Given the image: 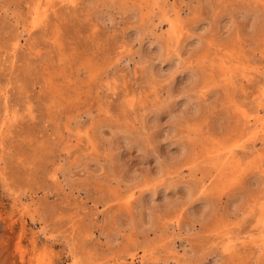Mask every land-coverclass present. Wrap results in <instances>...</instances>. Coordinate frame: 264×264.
<instances>
[{
	"label": "rangeland",
	"instance_id": "obj_1",
	"mask_svg": "<svg viewBox=\"0 0 264 264\" xmlns=\"http://www.w3.org/2000/svg\"><path fill=\"white\" fill-rule=\"evenodd\" d=\"M0 264H264V0H0Z\"/></svg>",
	"mask_w": 264,
	"mask_h": 264
},
{
	"label": "bare ground",
	"instance_id": "obj_2",
	"mask_svg": "<svg viewBox=\"0 0 264 264\" xmlns=\"http://www.w3.org/2000/svg\"><path fill=\"white\" fill-rule=\"evenodd\" d=\"M70 1H72V0H70ZM40 18H41V13L39 12L38 8H36L35 15L33 18V23L37 24Z\"/></svg>",
	"mask_w": 264,
	"mask_h": 264
}]
</instances>
